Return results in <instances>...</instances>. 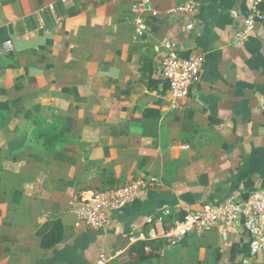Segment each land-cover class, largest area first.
I'll use <instances>...</instances> for the list:
<instances>
[{"label":"crops","instance_id":"obj_1","mask_svg":"<svg viewBox=\"0 0 264 264\" xmlns=\"http://www.w3.org/2000/svg\"><path fill=\"white\" fill-rule=\"evenodd\" d=\"M136 1L0 0V112L60 122L74 136L52 148L33 140L39 127L30 122L21 142L32 140L24 157L38 187L20 189L24 206H14L12 219L0 206V264H92L101 252L114 255L108 264H264V252L245 260L244 240H223L216 229L170 243L150 238L146 224L167 209L168 227L203 203L264 186V20L236 40L241 19L229 13L246 14L255 0H194L191 32L169 14L190 0H151L141 33ZM165 40L201 61L200 81L180 99L161 78L163 53L154 52ZM141 175L158 183L106 226L75 225L66 201L84 187L74 189ZM56 220L63 239L42 249ZM141 253L152 256L136 259Z\"/></svg>","mask_w":264,"mask_h":264},{"label":"built area","instance_id":"obj_2","mask_svg":"<svg viewBox=\"0 0 264 264\" xmlns=\"http://www.w3.org/2000/svg\"><path fill=\"white\" fill-rule=\"evenodd\" d=\"M150 1L137 0L132 6L138 33L146 30L144 14ZM199 7V2L190 0L170 7L169 14L177 22L182 18L183 29L191 32L197 27L194 16ZM229 13L230 16L241 19V24L233 31L236 40L264 20L261 0L253 1L246 14L242 15L235 9ZM2 49L6 54L13 51L11 39L7 38L2 42ZM154 52L163 53L160 61L161 78L171 97H185L189 89L200 81V59L193 54H183L173 40H165L154 47ZM157 183V177L141 175L123 184L80 189L72 201L75 225L94 229L106 226L112 212L126 208L137 199L141 191ZM168 214L169 210L164 209L160 214L146 218L150 238H165L170 243H176L188 234L202 235L216 229L223 240L232 237L244 240L245 260L264 252V186L249 192L241 200L230 196L217 203H203L166 227L163 217ZM113 259L114 255L101 252L92 264H108Z\"/></svg>","mask_w":264,"mask_h":264},{"label":"rangeland","instance_id":"obj_3","mask_svg":"<svg viewBox=\"0 0 264 264\" xmlns=\"http://www.w3.org/2000/svg\"><path fill=\"white\" fill-rule=\"evenodd\" d=\"M39 119L42 121L41 124L37 123L39 122L38 119L32 118L31 116L28 118H22L18 116H12L7 111L0 112V179L2 192V194L0 193V206L2 208H8L9 206V210L11 211V213L7 215L10 216L11 219L14 217V211H12L14 206H20L23 204L21 190H23L25 193H31V190L33 191L38 187L37 180L36 182H33L30 179L28 180V178H31L33 170L30 169V166H27V163L30 162V159L24 157L26 151L24 147L32 140L29 138L27 140V144L24 145H22L23 143L21 142L22 138L28 132V128H30L31 126L30 122H34L35 126L39 127L38 133L35 134L33 132L31 134L33 140H36L38 139L37 137H39L43 144L49 145L52 148H54L57 143L52 145V143L49 141L51 140V135L57 136L60 140L62 139L63 142L61 143L74 139L73 134H69L66 131V126L64 127L60 125V122H47V120H44L43 117ZM64 124L65 122H63V125ZM15 125L17 126V128H19L18 133H14V130H12ZM47 125H55L56 127H58L56 129H53ZM47 130H52L51 134H46L45 132ZM40 134L44 135L41 136ZM48 138L49 140H47ZM24 139L26 138L24 137ZM12 145H15V147L11 148ZM25 174H27L28 176ZM103 184L104 183H98L95 186H102ZM116 184L118 183H115L113 185ZM92 185L94 184L89 183L84 186H80L77 189H74L73 192L82 187H92ZM76 194L77 192L66 201L67 205H69L72 210V201Z\"/></svg>","mask_w":264,"mask_h":264},{"label":"trees","instance_id":"obj_4","mask_svg":"<svg viewBox=\"0 0 264 264\" xmlns=\"http://www.w3.org/2000/svg\"><path fill=\"white\" fill-rule=\"evenodd\" d=\"M4 66L3 65H0V68H3ZM158 81H151L150 80V86H153V84L157 83ZM52 130H47L45 133L46 134H51ZM41 136H43L44 134H40ZM50 137V136H49ZM47 138V137H46ZM51 140H49V138L47 140H49L52 145H54L55 143H61L63 142L62 139L60 140L57 136H53L51 135ZM0 193H1V179H0ZM63 239V227L60 223L59 220H56L51 228V230L46 234L44 235L41 240H40V247L42 249H49L51 248L53 245L61 242ZM152 255L151 254H144V253H141L139 255H137V258L138 260H145L149 257H151ZM129 264H132V263H129Z\"/></svg>","mask_w":264,"mask_h":264}]
</instances>
